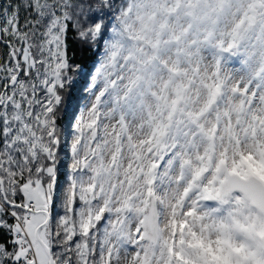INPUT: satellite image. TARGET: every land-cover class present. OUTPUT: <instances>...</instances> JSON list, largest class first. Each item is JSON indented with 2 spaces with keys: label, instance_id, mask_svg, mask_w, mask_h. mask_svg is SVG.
<instances>
[{
  "label": "snow or ice",
  "instance_id": "6c2138e0",
  "mask_svg": "<svg viewBox=\"0 0 264 264\" xmlns=\"http://www.w3.org/2000/svg\"><path fill=\"white\" fill-rule=\"evenodd\" d=\"M0 48V264H264V0H0Z\"/></svg>",
  "mask_w": 264,
  "mask_h": 264
},
{
  "label": "trees",
  "instance_id": "16d2710c",
  "mask_svg": "<svg viewBox=\"0 0 264 264\" xmlns=\"http://www.w3.org/2000/svg\"><path fill=\"white\" fill-rule=\"evenodd\" d=\"M3 2H7V0H3ZM23 16V14H22ZM23 23V19L21 21ZM4 50L0 48V53ZM67 54L72 65L81 66V70L79 73H75L74 76L76 78V86L71 90V95L73 97V101L75 102L80 97H84L81 103L87 102V94L82 91L84 88L90 73L94 70V65L97 64L99 59V51L91 50L88 47L82 46L75 38L73 32L69 31L67 33ZM230 66L239 65V63L235 60L229 63ZM69 92L66 90L65 96L67 97ZM63 109L58 112V125L61 129H64L66 126V118L63 116ZM65 140L62 145V151L60 153V162H59V170H60V182L63 185L65 183L66 173L68 171V165L70 164V153L67 150L66 144L67 141L70 140V135L67 132L64 133ZM54 215L63 214V209L60 207H55L53 209Z\"/></svg>",
  "mask_w": 264,
  "mask_h": 264
},
{
  "label": "rangeland",
  "instance_id": "374dc122",
  "mask_svg": "<svg viewBox=\"0 0 264 264\" xmlns=\"http://www.w3.org/2000/svg\"><path fill=\"white\" fill-rule=\"evenodd\" d=\"M228 67H229V68H238V67H240V65L230 66V65L228 64Z\"/></svg>",
  "mask_w": 264,
  "mask_h": 264
}]
</instances>
